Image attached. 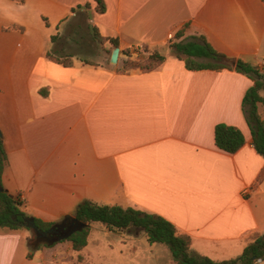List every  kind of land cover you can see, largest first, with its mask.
Here are the masks:
<instances>
[{"label":"crops","instance_id":"obj_1","mask_svg":"<svg viewBox=\"0 0 264 264\" xmlns=\"http://www.w3.org/2000/svg\"><path fill=\"white\" fill-rule=\"evenodd\" d=\"M105 3L100 14L94 0H0L4 189L45 223L73 216L85 201L133 208L174 224L200 256L239 258L264 235V157L243 107L253 81L236 70L190 71L170 47L205 37L264 75V0ZM81 17L118 41L116 66L109 41V56L92 62L73 55L66 67L48 58L52 36L64 48V33L80 29ZM138 45L147 50L140 59L159 50L166 62L148 73L126 70L124 51ZM258 110L264 120V105ZM220 124L243 133L238 152L217 147ZM112 233L95 223L80 252L72 242L31 252V231L0 229V264H78L79 257L83 264H173L169 248L146 235Z\"/></svg>","mask_w":264,"mask_h":264},{"label":"trees","instance_id":"obj_2","mask_svg":"<svg viewBox=\"0 0 264 264\" xmlns=\"http://www.w3.org/2000/svg\"><path fill=\"white\" fill-rule=\"evenodd\" d=\"M97 4L96 10L100 14L106 12L105 0H94ZM90 5H87V8ZM187 27H185L186 29ZM95 37L100 41H109L113 48H118L116 39L103 38L97 28L94 29ZM184 30L177 35L179 40L184 35ZM54 47L48 53V58L66 67L73 64V55L63 54L65 49L60 35L52 36ZM195 41H177L171 45V51L176 57L185 62L190 71L223 69L236 70L247 75L253 81V87L247 92L243 101V107L248 124L253 136V145L256 151L264 157V120L259 114V104L264 105V98L260 92L264 90V75L260 71L242 61H235L216 51L205 37L195 38ZM129 57L126 70L140 69L145 73L152 72L166 62V56L159 50L148 53L145 59L133 58L131 52L124 51ZM203 60V61H202ZM235 62L236 67L228 65V62ZM215 142L219 149L234 154L245 145L243 133L236 127L220 124L215 129ZM7 165V153L4 147L3 137L0 136V229L21 230L27 229L33 233L29 238V250L35 252L42 247H54L63 242H72L74 250L80 252L88 246L92 224H103L111 232L132 231L144 232L151 245L162 244L169 248L173 264H259L264 261V235L258 237L249 244L243 254L237 258L224 262H214L207 257L200 256L191 250V238L179 234L174 224L163 217L149 214L133 208H122L119 206H101L91 201L82 202L73 216H67L58 223H45L39 219L28 216L21 209V202L18 197L10 195L3 187L2 178ZM74 219L86 225L82 230L75 232L68 239L55 241L50 244L48 241L37 245L36 234L33 232L32 224L41 233L55 230L58 227L69 223ZM56 235H50L49 239H56ZM82 257H79L81 260Z\"/></svg>","mask_w":264,"mask_h":264},{"label":"rangeland","instance_id":"obj_3","mask_svg":"<svg viewBox=\"0 0 264 264\" xmlns=\"http://www.w3.org/2000/svg\"><path fill=\"white\" fill-rule=\"evenodd\" d=\"M77 25H80V29H77L75 32H63V40L66 42L64 48L65 54L75 55L78 58L85 60L86 62H92L97 60V55H108L111 53V49L108 50L105 48V42L97 40L95 37V32L92 28L87 27L86 21L81 17L77 22ZM77 28V27H75ZM103 225V224H102ZM104 226V225H103ZM113 233H124L128 237H143L146 234L144 232H132V231H119ZM112 233V235H113ZM147 236V235H146ZM148 238V237H147ZM136 250H139L137 247ZM84 259L79 260L78 264H83Z\"/></svg>","mask_w":264,"mask_h":264},{"label":"water","instance_id":"obj_4","mask_svg":"<svg viewBox=\"0 0 264 264\" xmlns=\"http://www.w3.org/2000/svg\"><path fill=\"white\" fill-rule=\"evenodd\" d=\"M120 55H121L120 48L113 49L112 55H111V60H110V62L113 66H116L118 64L119 59H120ZM228 65L233 67V68L236 67V63L232 62V61L228 62ZM0 136H2L1 131H0ZM85 226L86 225L81 224L74 219H70L69 223L66 225L58 227L55 230L48 231L47 233H41L36 229L35 225L32 224L33 232L36 234L37 245H40V244L44 243L45 241H48V243L52 244L55 241H61L64 239H68L75 232L82 230ZM50 235H56L57 238L56 239H49Z\"/></svg>","mask_w":264,"mask_h":264},{"label":"built area","instance_id":"obj_5","mask_svg":"<svg viewBox=\"0 0 264 264\" xmlns=\"http://www.w3.org/2000/svg\"><path fill=\"white\" fill-rule=\"evenodd\" d=\"M145 53H147V50L142 45H138L132 49V56H135L136 58L143 57Z\"/></svg>","mask_w":264,"mask_h":264}]
</instances>
